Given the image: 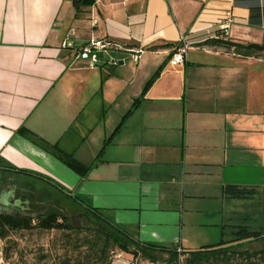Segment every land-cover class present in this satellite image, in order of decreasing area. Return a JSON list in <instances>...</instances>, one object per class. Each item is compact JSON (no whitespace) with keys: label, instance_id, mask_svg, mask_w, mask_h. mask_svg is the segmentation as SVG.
Here are the masks:
<instances>
[{"label":"crops","instance_id":"obj_1","mask_svg":"<svg viewBox=\"0 0 264 264\" xmlns=\"http://www.w3.org/2000/svg\"><path fill=\"white\" fill-rule=\"evenodd\" d=\"M69 34L74 48H120L90 66L62 47ZM181 36L191 45L174 66ZM217 37L264 44V0H0V168L50 179L140 242L219 244L242 201L224 187L264 194V52L206 43ZM14 176L61 208L30 180L49 183Z\"/></svg>","mask_w":264,"mask_h":264},{"label":"trees","instance_id":"obj_2","mask_svg":"<svg viewBox=\"0 0 264 264\" xmlns=\"http://www.w3.org/2000/svg\"><path fill=\"white\" fill-rule=\"evenodd\" d=\"M94 1L73 0V5L79 10L80 7L92 5ZM206 43L233 48L235 52L243 55H259L264 52V44L240 43L219 37L208 39ZM160 71L161 67L147 81L143 92L158 77ZM72 169L81 176L89 170V168L83 169L80 166ZM256 193L257 190L255 189L240 188L233 185L224 187V194L231 199L246 200L252 198ZM74 201L81 206L86 215L92 217L93 222H89L88 225L75 226L71 224L66 215L58 210L49 211L36 219L0 215V240H6L11 231L33 228L45 231L56 229L63 231L65 234L68 231L84 230L86 234L81 238L80 243H74L76 249L83 248L84 250L79 251L78 257L66 256L59 264H112L114 259L111 252L115 250L129 254L131 256L130 264L134 263L136 258H142L151 263L179 264L176 250L140 242L138 239L130 237L115 224L104 221L103 219L106 220V218L102 217L95 208ZM88 208L99 214L103 219ZM226 227H229L230 230L227 232L225 228L223 239L219 244L199 250L182 252L183 255H187L186 264H209L212 261L228 264L232 258L240 260L239 264H264V249L238 250L239 247L251 241L264 239V232L251 230L247 225L237 222H231ZM66 237L69 239L70 235L67 234ZM3 258L5 260L8 258L7 248H3Z\"/></svg>","mask_w":264,"mask_h":264},{"label":"rangeland","instance_id":"obj_3","mask_svg":"<svg viewBox=\"0 0 264 264\" xmlns=\"http://www.w3.org/2000/svg\"><path fill=\"white\" fill-rule=\"evenodd\" d=\"M29 179V178H27ZM31 183L36 188H47L49 193L56 196L61 205L59 208L62 213L69 218L71 224L75 226L88 225L93 222L92 217L86 215L83 209L67 198L63 193L54 187H50L41 181L31 179ZM231 208V207H229ZM234 211L227 209L231 216L232 222L247 225L251 230L264 232V194L256 193L252 198L242 200L235 204ZM229 227L226 228L228 232ZM70 235L67 239L66 235ZM86 232L68 231L66 234L61 230L45 231L39 228L30 230H19L9 232L6 240H0L3 248H7L8 258L3 261L5 264H59L66 256L72 258L79 256V251L83 248L76 249L74 243H80L81 238ZM230 238V236H228ZM220 241V238L217 240ZM259 250L264 249V239H258L242 245L238 250ZM117 251V250H115ZM119 252V251H117ZM187 255L178 256L179 264H186ZM240 260L230 259L228 264H239ZM134 264H163L162 262H149L142 258H136ZM209 264H221L220 261L210 262Z\"/></svg>","mask_w":264,"mask_h":264},{"label":"flooded vegetation","instance_id":"obj_4","mask_svg":"<svg viewBox=\"0 0 264 264\" xmlns=\"http://www.w3.org/2000/svg\"><path fill=\"white\" fill-rule=\"evenodd\" d=\"M30 174L38 179L49 183L52 187L63 192L68 197L79 200L72 193L65 191L61 186L41 175L15 170L12 168H0V215H9L17 218L36 219L45 213L52 211L49 208V200L45 203L39 200V194L33 188L20 185L14 174ZM8 203H5V201ZM19 201V202H18ZM58 211L62 212L61 209Z\"/></svg>","mask_w":264,"mask_h":264},{"label":"built area","instance_id":"obj_5","mask_svg":"<svg viewBox=\"0 0 264 264\" xmlns=\"http://www.w3.org/2000/svg\"><path fill=\"white\" fill-rule=\"evenodd\" d=\"M231 20H227L226 22H224L223 24H221L220 26L223 29H226L229 26V22ZM190 42L189 40L184 37L181 36L180 40H179V45L175 48V50L173 51V53L170 55L168 63L174 66L177 65H183L186 61H187V52L188 49L190 47ZM62 47L63 48H72L74 53H75V57L76 58H81L83 60H87L89 62L90 66H95L99 60V53L108 49H119L120 46L115 44L114 42H110L107 40H94L91 39L88 41V43L79 46V47H72V44L70 42V34L65 38V40L62 42ZM140 52V50L135 52V55L133 56V58L135 60H137L138 58V53ZM177 255H183L182 250L181 249H177L176 250ZM122 252H117V251H113L111 252V255L113 257V259H117L119 257H121ZM134 264V263H132Z\"/></svg>","mask_w":264,"mask_h":264},{"label":"water","instance_id":"obj_6","mask_svg":"<svg viewBox=\"0 0 264 264\" xmlns=\"http://www.w3.org/2000/svg\"><path fill=\"white\" fill-rule=\"evenodd\" d=\"M72 196V194L70 195ZM19 202V201H18ZM5 203H8V201L6 200ZM89 209V208H88ZM91 212H93L95 215H97L98 217L102 218L99 214L95 213L93 210L89 209ZM103 219V218H102ZM104 221H106L107 223H109L107 220L103 219Z\"/></svg>","mask_w":264,"mask_h":264}]
</instances>
